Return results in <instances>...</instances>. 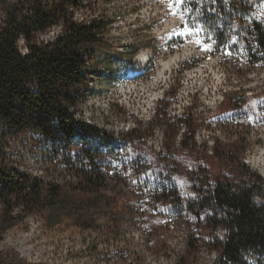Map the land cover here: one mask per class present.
Listing matches in <instances>:
<instances>
[{
    "label": "rangeland",
    "instance_id": "1",
    "mask_svg": "<svg viewBox=\"0 0 264 264\" xmlns=\"http://www.w3.org/2000/svg\"><path fill=\"white\" fill-rule=\"evenodd\" d=\"M223 1L234 17L217 24L204 12L208 0H87L76 12L80 22L108 23L101 49L122 62L108 68L89 57L96 74L82 88L77 116L112 144L72 139L76 152L91 144L93 170L105 183L98 196L79 191L74 172L41 166L42 151H26L19 140L12 151L23 159L18 169L60 187L62 198L53 208L14 216L2 257L15 254L27 264H216L214 239H224L225 227L209 210L192 207L194 185L264 179V61H256L251 35L264 31V0ZM185 29L196 31L181 34ZM195 42L159 78V67ZM143 53L149 64L134 76L131 65ZM64 190L72 202L98 207L87 230L64 217Z\"/></svg>",
    "mask_w": 264,
    "mask_h": 264
},
{
    "label": "trees",
    "instance_id": "2",
    "mask_svg": "<svg viewBox=\"0 0 264 264\" xmlns=\"http://www.w3.org/2000/svg\"><path fill=\"white\" fill-rule=\"evenodd\" d=\"M86 1L0 0V246L8 229L6 224L14 216L27 217L53 208L62 198L60 187L18 169L23 159L12 157V151L19 140H23L26 151L32 145L42 151L41 166L62 164L74 172L79 191L98 196L104 186L105 179L93 170L96 158L89 152L91 144L87 142L88 148L76 152L72 139L78 136L86 143L91 137L112 144L108 136L80 122L77 116L82 88L96 74L89 57L98 56L108 68L121 66L122 62L119 57L111 59L109 55L115 52L108 55L101 49L106 21L76 19V12ZM223 2L208 0L211 5L204 9L214 24L221 17H234L232 10L223 9ZM55 27H61L60 33L54 39L43 40ZM229 28L230 35L232 22ZM251 35L256 61H264V31L257 27ZM194 191L192 207L209 210L212 222L225 227L224 239H214L216 264H264V179L255 176L236 184L219 181L215 185L202 180L194 185ZM67 193L64 190V217L87 230L98 207L87 209L72 202ZM0 264L27 263L15 254L4 258L0 252Z\"/></svg>",
    "mask_w": 264,
    "mask_h": 264
},
{
    "label": "bare ground",
    "instance_id": "3",
    "mask_svg": "<svg viewBox=\"0 0 264 264\" xmlns=\"http://www.w3.org/2000/svg\"><path fill=\"white\" fill-rule=\"evenodd\" d=\"M195 46H196V42L191 43V44H187L184 47V50L182 51V53L173 55L170 57L169 61L164 62L161 65V68L159 67V69H160L159 70V78H161L163 74L165 75L164 72L167 71L172 65H177L179 62H181L183 60L184 57H186L188 54H191V52ZM147 59H148V54H146V53H143V54H140L139 56H137L136 61L131 65L132 66V69H131L132 72L140 73L141 71H144L147 68V64H149V61ZM202 70H203V67L198 68V70L193 72L192 75L200 73V72H202Z\"/></svg>",
    "mask_w": 264,
    "mask_h": 264
},
{
    "label": "snow or ice",
    "instance_id": "4",
    "mask_svg": "<svg viewBox=\"0 0 264 264\" xmlns=\"http://www.w3.org/2000/svg\"><path fill=\"white\" fill-rule=\"evenodd\" d=\"M178 2H180V0H178ZM196 31L195 29H185L181 34H191L192 32ZM197 43H200V41L198 40ZM210 46L208 45H204V49L205 50H209Z\"/></svg>",
    "mask_w": 264,
    "mask_h": 264
}]
</instances>
